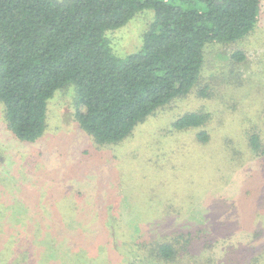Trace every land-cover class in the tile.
<instances>
[{"label":"rangeland","instance_id":"374dc122","mask_svg":"<svg viewBox=\"0 0 264 264\" xmlns=\"http://www.w3.org/2000/svg\"><path fill=\"white\" fill-rule=\"evenodd\" d=\"M151 19L144 10L110 30L113 52L137 50ZM236 49L245 59L235 64ZM75 100L72 84L56 90L32 142L0 106V264H264V156L245 137L264 141V0L247 38L207 46L198 86L121 140H94ZM187 112L208 119L174 127ZM178 235L173 259L150 252Z\"/></svg>","mask_w":264,"mask_h":264},{"label":"trees","instance_id":"16d2710c","mask_svg":"<svg viewBox=\"0 0 264 264\" xmlns=\"http://www.w3.org/2000/svg\"><path fill=\"white\" fill-rule=\"evenodd\" d=\"M261 0H0V106L20 140L44 132L47 101L72 84L74 119L100 144L119 141L158 106L198 86L209 45L241 42L254 30ZM152 11L140 47L117 56L107 36L137 13ZM233 63L243 51L230 53ZM232 75V74H230ZM207 87L198 90L206 94ZM204 113L178 117V129L203 125ZM247 147L264 141L246 131ZM199 139L208 140L205 131ZM173 241L150 246L166 260ZM189 239H187V242ZM179 244V242H178Z\"/></svg>","mask_w":264,"mask_h":264}]
</instances>
